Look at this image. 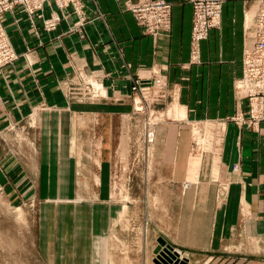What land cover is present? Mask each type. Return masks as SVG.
<instances>
[{
	"label": "crops",
	"instance_id": "crops-1",
	"mask_svg": "<svg viewBox=\"0 0 264 264\" xmlns=\"http://www.w3.org/2000/svg\"><path fill=\"white\" fill-rule=\"evenodd\" d=\"M95 1L103 17L80 29L62 12L49 32L5 18L18 59L0 73V189L39 197L52 264H157L161 240L173 264H264V124L228 121L246 109L259 4L226 0L194 64L190 0H133L170 4L156 39L124 0ZM154 77L166 91L146 152L131 85Z\"/></svg>",
	"mask_w": 264,
	"mask_h": 264
},
{
	"label": "rangeland",
	"instance_id": "rangeland-1",
	"mask_svg": "<svg viewBox=\"0 0 264 264\" xmlns=\"http://www.w3.org/2000/svg\"><path fill=\"white\" fill-rule=\"evenodd\" d=\"M225 1L221 4V15ZM246 1L257 2L256 0ZM123 3L126 11L130 12L134 16L138 25L153 39L158 38V36L170 30V4L163 2L169 6L168 28L153 32L141 25L139 21H137L134 13L131 11L132 5L137 3L140 4L141 2L124 0ZM257 3L259 4V2ZM45 10L49 12V18L43 17ZM261 10L262 5L259 4L255 30L253 33V46L257 39L258 16ZM61 12L64 15H72L75 17L76 22L73 25L75 29L82 28L90 17L95 19H101V17H103V14L98 9L95 0H0V73L6 68L11 67L18 59V55L16 54L11 40V35L6 27L5 18L7 16H11L13 20L16 14L22 15L30 25L33 24L34 20L42 19L44 30L49 32L54 30L59 24L60 16L58 13ZM219 26L211 29L210 31L217 29ZM203 41L199 42L197 48H195L192 44V41L190 42V56L191 61L194 64L200 62L199 47ZM239 84L240 87H246L243 84V67L242 78L240 79ZM94 85V80L87 82V98H92L93 95H95V92H97ZM131 91L137 97V100L134 102V110L137 114H139L136 116V125L137 127L139 126V128L143 129L142 150L149 152L150 146L154 140V126L159 120V115L156 113L159 111L158 109L160 108L162 99L165 96L166 83L162 77H154L146 80L136 79L132 82ZM245 99L247 101L245 111L240 114H235L229 118L228 121L235 123L237 126L245 125L248 128L255 129L260 124H264V118L261 119L259 114L250 113L252 105L250 103V99L248 98V92H246ZM255 122H257V124ZM138 132L140 131H137V133ZM12 149H14L13 145ZM21 190L24 192L22 195L16 194L14 189H0V264H52L51 255L53 254V249H49L48 245L41 241L42 236L40 229L41 222L39 219V197L34 194H29V191H26L25 189ZM162 250L163 248L160 246V251L162 252ZM157 256L158 255H156L155 259H157Z\"/></svg>",
	"mask_w": 264,
	"mask_h": 264
},
{
	"label": "built area",
	"instance_id": "built-area-1",
	"mask_svg": "<svg viewBox=\"0 0 264 264\" xmlns=\"http://www.w3.org/2000/svg\"><path fill=\"white\" fill-rule=\"evenodd\" d=\"M225 0H191L193 5L192 44L197 48L205 40L211 29L220 24L221 4ZM262 5L258 16L257 39L254 46L243 56V84L252 105L251 114L264 118V0H256ZM137 21L148 30L156 32L168 28L169 6L161 1L141 2L131 6ZM53 27V26H51ZM257 124V122H255ZM151 136V135H150ZM180 258L179 252L175 251Z\"/></svg>",
	"mask_w": 264,
	"mask_h": 264
},
{
	"label": "water",
	"instance_id": "water-1",
	"mask_svg": "<svg viewBox=\"0 0 264 264\" xmlns=\"http://www.w3.org/2000/svg\"><path fill=\"white\" fill-rule=\"evenodd\" d=\"M159 245L163 248L162 252L160 251V246H158L157 250L155 251V255L157 259H155L157 264H173V260L176 258L175 255L171 253L170 247H165V243L161 240L159 241Z\"/></svg>",
	"mask_w": 264,
	"mask_h": 264
}]
</instances>
